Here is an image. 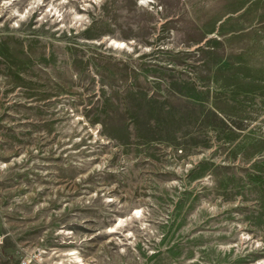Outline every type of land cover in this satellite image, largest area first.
<instances>
[{
  "label": "rangeland",
  "instance_id": "obj_1",
  "mask_svg": "<svg viewBox=\"0 0 264 264\" xmlns=\"http://www.w3.org/2000/svg\"><path fill=\"white\" fill-rule=\"evenodd\" d=\"M0 264H264V0H0Z\"/></svg>",
  "mask_w": 264,
  "mask_h": 264
},
{
  "label": "bare ground",
  "instance_id": "obj_2",
  "mask_svg": "<svg viewBox=\"0 0 264 264\" xmlns=\"http://www.w3.org/2000/svg\"><path fill=\"white\" fill-rule=\"evenodd\" d=\"M123 44V43H122Z\"/></svg>",
  "mask_w": 264,
  "mask_h": 264
}]
</instances>
